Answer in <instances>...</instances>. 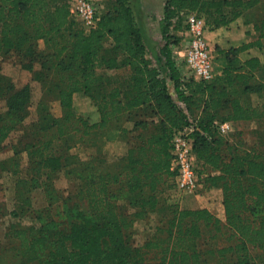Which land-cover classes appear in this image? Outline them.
<instances>
[{
  "label": "trees",
  "instance_id": "trees-1",
  "mask_svg": "<svg viewBox=\"0 0 264 264\" xmlns=\"http://www.w3.org/2000/svg\"><path fill=\"white\" fill-rule=\"evenodd\" d=\"M70 1L0 0V56L20 57L37 69L33 78L41 84L30 130L23 123L32 102L29 85L0 88L6 106L0 152L21 130L10 146L16 162L22 152L27 155L23 172L13 170L15 195L31 208L32 191L40 186L48 201L39 210L46 218L39 226L20 220L7 225L4 238L16 264H205L212 254L216 264L264 259V134L246 147L241 139H225L215 124L264 119V63L258 55L239 58L251 45L264 49V15L253 14L264 0H164L161 67L147 56L128 0L106 3L89 31L70 12ZM180 11L204 16L209 29L244 15L257 35L236 47L214 48L210 79L185 76L171 47L182 41L172 32L186 31ZM120 67L126 69L114 80L97 72ZM75 93L90 98L98 121L76 113ZM50 98L58 101L60 116L52 114ZM189 125L201 186L220 188L224 225L206 207H182L170 199L173 134ZM114 130L126 148L109 161L100 142ZM56 141L60 151L52 149ZM77 147L87 148V159L73 151ZM61 172L74 189L57 206L49 186ZM55 210L63 212L66 225L54 220ZM152 213L157 223L138 242L134 223ZM222 236L228 244L219 246Z\"/></svg>",
  "mask_w": 264,
  "mask_h": 264
},
{
  "label": "rangeland",
  "instance_id": "rangeland-1",
  "mask_svg": "<svg viewBox=\"0 0 264 264\" xmlns=\"http://www.w3.org/2000/svg\"><path fill=\"white\" fill-rule=\"evenodd\" d=\"M95 3L100 7L101 11L105 10L106 3L109 5L112 4V0H94ZM130 5L132 6L134 15L136 17L137 23L141 28L143 40L146 47L147 56L151 59L154 65H159L161 67L162 63L158 61L159 56V49L163 44L164 39L161 36L159 20L162 17L163 13V1L164 0H128ZM253 14H263L264 15V7L260 6L253 10ZM197 15V14H195ZM199 16V15H197ZM204 17V16H199ZM184 18V16H182ZM185 19V18H184ZM204 20V18H203ZM182 25L187 26L186 19L182 22ZM252 29V36L253 38L256 37V32L251 24ZM209 29L205 25V30ZM173 31V35L175 37H181L182 41L179 43L178 46L171 44V47L177 51L183 48L184 41H185V31L181 32ZM212 47V46H211ZM256 51L260 55L261 59L264 63V49L258 48L256 46ZM243 52V51H242ZM214 53V50H213ZM175 54V53H174ZM177 56V54H175ZM239 58H241V54H239ZM245 59V58H241ZM180 61V60H179ZM180 63V62H179ZM181 64V63H180ZM214 64V62H213ZM182 65V64H181ZM34 67H38L37 63H34ZM33 67V68H34ZM183 69H186V66L182 65ZM126 69L125 67L114 68L113 70L107 69H97V72L101 73L104 77H107L110 80H114L118 73H122L123 70ZM161 69H165L162 67ZM37 69H29L27 68L24 61L17 57L14 54H8L6 56H0V88L1 91L9 85H13L16 87H21L24 84H28L31 90L32 102L28 105L26 111V117L23 121L24 125L26 126L27 130H30L31 126L30 123L37 117L38 107H37V99L41 93V84L38 80L34 79L33 71ZM263 74V73H262ZM263 77V76H260ZM3 92V91H2ZM75 109L76 113L91 117L93 112L95 111V105L91 102L90 98L86 95L76 94L75 96ZM252 101L257 102L259 98L252 94ZM49 102L51 104V112L55 116L61 115V108L58 104L56 99L50 98ZM6 110L4 96L0 94V113L3 114ZM19 131H14L11 134V137L7 140L5 147L0 152V165L4 162L5 169L0 170V264H16L17 258L12 254V249L9 247V244L6 242L4 238V232L7 229V225L11 221L20 220L23 223H32L34 225H40V221L46 219L44 216L40 215L39 210L43 209L47 205V197L43 192L42 187H37L32 191V207L27 208L23 203L19 200L20 197L15 195V179L17 175L13 173V170L16 169L20 172H23V168L27 162V155L25 152H22L20 155L17 156L18 161H15V156L13 154L11 144L16 137L18 136ZM264 134V119H261L259 122L253 121H245L243 123L234 124L230 122V129L225 133V139L229 140L230 142L233 139L238 138L241 139L243 144L246 147L257 145L260 138ZM17 135V136H16ZM28 141V137L26 138ZM62 145L60 142H54L52 147L55 151H60ZM82 148H74L73 151L77 152L83 159H87L88 150L86 147ZM105 151L107 157L110 160L114 158L116 154H120L123 151V146L114 139H109L105 145ZM2 164V166L4 165ZM22 174V173H21ZM51 193L53 197H55L56 205L60 206L62 200L67 196V192L70 189H74L73 183L66 180L63 177L62 173H59L54 178L53 182L50 184ZM201 197L203 199L202 202H207L210 205L211 212L220 219L222 225L225 224V213L222 205V194L220 188H206L200 187L198 192L192 194V196ZM25 193L21 195L24 197ZM186 195L182 197L181 206L182 207H189L190 205L184 204V199ZM122 201H119V204ZM123 206V205H122ZM201 207V206H199ZM126 210V212L131 211V208L121 207ZM196 208V207H193ZM163 211V210H162ZM63 212L61 210H55L54 220L58 222L59 225L64 226L67 224L68 219L61 215ZM157 223V214L152 213L148 214L145 218L139 219L134 223L136 229V240L138 242L142 241L144 236L146 235L145 232L147 231L148 227H153ZM51 229L53 227L51 226ZM225 236V235H224ZM222 238L225 239V237ZM222 239L219 242V246L223 244H228V241ZM207 250V249H206ZM252 254L255 253V250L251 251ZM228 255H226L227 257ZM206 257V255H205ZM218 261L217 255H209L206 257L205 264H216ZM36 264V263H31Z\"/></svg>",
  "mask_w": 264,
  "mask_h": 264
},
{
  "label": "built area",
  "instance_id": "built-area-1",
  "mask_svg": "<svg viewBox=\"0 0 264 264\" xmlns=\"http://www.w3.org/2000/svg\"><path fill=\"white\" fill-rule=\"evenodd\" d=\"M70 12L81 22L85 31L93 28L102 13L94 0H71ZM187 27L182 49L174 53L176 60L186 66L185 76L208 80L214 74L213 48L205 38V22L202 17L192 13L186 17ZM180 60V61H179ZM180 105L183 106L182 103ZM219 133L225 134L230 129V122H216ZM189 125L177 130L172 138V159L170 168L175 171L174 187L170 199L181 206L182 197L195 194L201 187L200 175L196 169L195 155L192 148V137ZM253 264H264V259Z\"/></svg>",
  "mask_w": 264,
  "mask_h": 264
},
{
  "label": "crops",
  "instance_id": "crops-1",
  "mask_svg": "<svg viewBox=\"0 0 264 264\" xmlns=\"http://www.w3.org/2000/svg\"><path fill=\"white\" fill-rule=\"evenodd\" d=\"M192 14V12H188V11H180L179 16H184V18L186 19V17L188 15ZM183 18V21L185 20ZM251 24L252 22L247 21V17L244 15H240L237 18H235L234 20H231L227 25H220L211 29H206L205 30V38L206 41L208 42V44L210 46H212V48H217V50H225L226 48L229 47H236L239 46L241 44H245V43H249L251 41H253L255 39V37L253 38L252 36V29H251ZM183 32V31H181ZM256 46L255 45H251L248 48H246V50H244L243 52H241V58H246L252 55H258L260 60L263 62V60L261 59L260 55L257 53L256 51ZM223 64V58H222V53L219 54V58L216 61V73H220L221 71V66ZM186 69H183V73L185 74ZM171 91H173L172 88H170ZM78 93H75L73 96V103L75 106V96ZM82 94V93H79ZM83 95V94H82ZM84 116V115H83ZM88 118V120L90 122H96L99 120V113L97 112L96 108L95 111L93 112V114L91 115V117L85 116ZM245 121H236V122H231L234 124H241ZM109 139H114L115 141H117V143L121 144L123 146V151H125L126 148V144L124 142V140L121 138V136L119 135L117 130H114L110 133H107V135L103 138V140L100 142L102 148H105L106 142ZM123 153V152H122ZM122 153L120 154H116L114 156V158H117L119 156L122 155ZM107 155V154H106ZM113 158V159H114ZM63 174V177L72 182L73 180L69 179L68 177L65 176V174L63 172H61ZM201 197L198 196H192V194H187L186 198L184 199V204L190 205L191 208L193 207H206L209 210H211L210 205L205 202L203 203L202 200L200 199Z\"/></svg>",
  "mask_w": 264,
  "mask_h": 264
}]
</instances>
